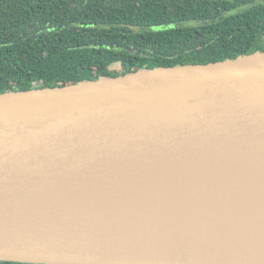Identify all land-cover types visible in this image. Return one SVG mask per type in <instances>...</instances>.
<instances>
[{
	"label": "water",
	"instance_id": "water-1",
	"mask_svg": "<svg viewBox=\"0 0 264 264\" xmlns=\"http://www.w3.org/2000/svg\"><path fill=\"white\" fill-rule=\"evenodd\" d=\"M0 261L264 264V51L0 93Z\"/></svg>",
	"mask_w": 264,
	"mask_h": 264
},
{
	"label": "trees",
	"instance_id": "trees-1",
	"mask_svg": "<svg viewBox=\"0 0 264 264\" xmlns=\"http://www.w3.org/2000/svg\"><path fill=\"white\" fill-rule=\"evenodd\" d=\"M256 51L264 0H0V93Z\"/></svg>",
	"mask_w": 264,
	"mask_h": 264
},
{
	"label": "rangeland",
	"instance_id": "rangeland-1",
	"mask_svg": "<svg viewBox=\"0 0 264 264\" xmlns=\"http://www.w3.org/2000/svg\"><path fill=\"white\" fill-rule=\"evenodd\" d=\"M118 68H120V65L116 64V65L113 66V69H118Z\"/></svg>",
	"mask_w": 264,
	"mask_h": 264
}]
</instances>
